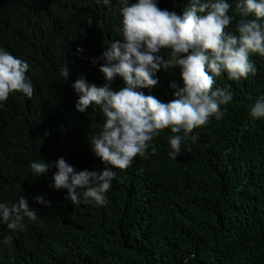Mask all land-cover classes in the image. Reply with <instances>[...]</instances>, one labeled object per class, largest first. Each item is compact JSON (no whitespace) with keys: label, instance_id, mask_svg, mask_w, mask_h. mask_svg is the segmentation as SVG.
Returning <instances> with one entry per match:
<instances>
[{"label":"trees","instance_id":"1","mask_svg":"<svg viewBox=\"0 0 264 264\" xmlns=\"http://www.w3.org/2000/svg\"><path fill=\"white\" fill-rule=\"evenodd\" d=\"M155 2L182 15L190 0ZM226 2L232 22L225 31L238 35L242 0ZM121 4L0 0V48L28 63L34 87L31 98L13 92L0 102V203L23 196L39 217L25 218L24 230L0 222V264H184L189 256L194 259L187 264H264V118L249 115L264 95V57L250 54L256 72L246 79L215 78L214 88L227 89L233 99L221 105L220 119L212 116L187 134L175 159L169 137L185 134L166 128L149 142L146 157H135L124 170L111 168L90 144L106 118L96 105L76 111L71 85L81 76L105 83L100 57L111 41L122 39ZM154 78V87L136 90L168 103L182 87L178 68L161 69ZM173 81L177 89L170 88ZM124 86L119 76L111 83L114 91ZM59 158L77 171L115 172L107 203L81 196L72 204L66 190L51 186L54 166L39 177L30 168L33 161ZM37 195L50 206L37 204ZM6 236L11 243L3 242Z\"/></svg>","mask_w":264,"mask_h":264},{"label":"clouds","instance_id":"2","mask_svg":"<svg viewBox=\"0 0 264 264\" xmlns=\"http://www.w3.org/2000/svg\"><path fill=\"white\" fill-rule=\"evenodd\" d=\"M102 2L108 5L110 0ZM230 7L226 0H190L188 8L178 15L160 9L155 0H137L134 4L122 0V39L111 41L100 57L105 61L99 67L105 83L90 84L81 76L71 85L78 94L76 111L84 113L90 105H96L106 118L102 130L90 139L92 151L102 163L127 169L135 157H146L149 142L166 128L185 134L169 137V155L175 159L187 134L206 125L210 117L223 116L221 105L230 103L233 96L225 88H214L215 78L227 73L233 81L246 79L256 72L250 54L264 57V0H242L236 5L241 15L236 27L238 35L225 31L232 22ZM92 23L89 18L87 24ZM162 49L169 50L167 57L158 55ZM177 68L182 87L177 89L175 81L170 84V88L177 89L170 102L163 103L136 90L154 87L158 83L155 74L161 69ZM28 70L26 61L0 48V102L7 101L13 92L33 96ZM61 76L67 81V67L61 70ZM117 76L125 86L114 91L111 83ZM249 115L253 120L264 118V95L254 100ZM53 166L56 172L51 186L66 190L72 204H79L81 196L85 202L91 200L100 206L107 203L105 194L115 172L108 168L102 172L77 171L63 158L52 163L39 159L30 168L39 177ZM34 199L45 207L51 204L42 195ZM25 218L35 222L39 217L23 196L16 203H0V222L10 231L24 230ZM11 241L12 236H6L3 242ZM188 259L194 257L189 256L184 264Z\"/></svg>","mask_w":264,"mask_h":264}]
</instances>
